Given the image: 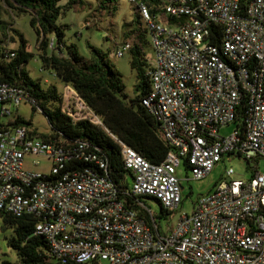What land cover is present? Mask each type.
<instances>
[{
	"label": "built area",
	"instance_id": "2783aa9c",
	"mask_svg": "<svg viewBox=\"0 0 264 264\" xmlns=\"http://www.w3.org/2000/svg\"><path fill=\"white\" fill-rule=\"evenodd\" d=\"M127 1L136 6L153 51L142 105L170 151L154 164L120 144L131 179L123 189L85 142L45 141L22 126L0 127V216L35 217V233L47 242L53 264H264V173L236 179L225 169L190 214L180 212L177 176L183 168L200 180L225 158H264V0H158L170 22L142 0ZM66 89L75 101L63 98L62 111L98 122ZM23 103L35 101L0 81V117ZM83 110L93 118H74ZM238 110L242 129L234 125ZM229 124L233 131L221 135ZM25 155L48 160L50 174L24 170Z\"/></svg>",
	"mask_w": 264,
	"mask_h": 264
},
{
	"label": "trees",
	"instance_id": "16d2710c",
	"mask_svg": "<svg viewBox=\"0 0 264 264\" xmlns=\"http://www.w3.org/2000/svg\"><path fill=\"white\" fill-rule=\"evenodd\" d=\"M150 7L151 14L160 13L162 21L173 19L165 16L158 0H142ZM120 0H0V81L25 89L35 101L32 110L38 108L46 117L52 130L49 134H38L45 141L61 140L62 144L85 142L91 152L108 164L106 176L118 188H125L129 176L121 162L120 144L135 150L147 161L160 163L170 151V146L160 136L159 123L144 108L142 99L150 91V80L146 76L147 53L150 46L147 29L137 8L132 5L133 17L122 32V45L128 44L129 67L134 72L135 94L127 98L122 76L109 61L108 52L87 44L89 57L84 58L73 44L64 41L67 25L58 24L66 11L88 9L86 27L96 28L105 19H113ZM9 12L13 16L29 15V26L36 36L38 58L41 69L47 70L64 87H69L89 108L98 122L88 119L74 120L62 111L63 95L54 84L43 87L40 79H31L24 65L33 57L26 49V40L12 24L3 19ZM213 32V28L211 30ZM12 33V34H10ZM217 42L220 35L216 33ZM18 39L15 50L7 48L9 42ZM14 57L8 59L10 53ZM240 110L234 125L242 129ZM29 121L15 118L5 126H22L28 130ZM250 175L256 172L257 159L245 160ZM77 167H88L83 162ZM97 170L96 167L93 166ZM100 174L102 171L98 170ZM126 183H125V182ZM125 198V197H123ZM128 201V199H127ZM129 202V201H128ZM4 228L11 229L8 245L15 251L17 263L53 264L44 238L35 233L37 219L31 215L20 217L0 216Z\"/></svg>",
	"mask_w": 264,
	"mask_h": 264
},
{
	"label": "rangeland",
	"instance_id": "374dc122",
	"mask_svg": "<svg viewBox=\"0 0 264 264\" xmlns=\"http://www.w3.org/2000/svg\"><path fill=\"white\" fill-rule=\"evenodd\" d=\"M88 11V9L66 11L64 15L59 18L58 24L67 25L68 27L64 35L66 45H75L78 54L84 58L89 57L87 44L101 51L108 52L109 61L122 76L125 95L127 98L133 97L135 94V77L134 72L129 67L130 54L128 51H122V32L125 30L126 24L129 23L133 17L132 5L127 0H120L117 13L113 19L109 20L106 18L105 21L98 23L96 28L86 27L87 24L85 20ZM3 19L12 24L11 28L17 29L22 34L23 38L26 40L27 51L33 54V57L24 65L30 78L40 79L43 87L54 84L57 90L62 93L63 98L74 100V94L69 89L64 88L63 84L55 78L52 73L41 69L40 60L37 56L38 43L36 42L34 31L29 26V15L25 13L19 16H13L7 12V14H3ZM14 40V43H8V49L15 50L17 48L18 39L14 37ZM117 51L122 52L121 57L116 55ZM145 52L147 53L148 59H153V51L150 46L145 48ZM11 110L12 113L10 116L0 117V124L6 125L18 117L24 121L30 122V125L27 127L28 131L36 138H40L38 134H49L52 132L46 117L38 108L35 107V110H32V105L29 103H23L16 108H11ZM83 116L93 118L91 113L87 110L78 111L74 118ZM93 120L96 122L95 118H93ZM232 131L233 124H229L220 128L219 133L221 135H227ZM35 161H37L38 164L34 165ZM22 166L26 171L40 173L45 176L49 175L51 171V163L44 157L25 155ZM227 168H232L234 172L232 177L236 179H247L250 175V170L246 169L245 160L238 157L225 158L222 162H219L206 177L200 180L192 179L190 173L185 172L183 168H178L177 176L181 180L183 197L180 212L190 214L193 208V202L198 196L211 192L223 179L224 171ZM256 170L260 173H264V158L257 159ZM186 177L189 180H186ZM126 182L128 186H130L131 179L129 176H127ZM147 204L153 212L159 214V207L155 202L147 201ZM177 217L178 212L173 215L169 224L173 225ZM165 221V219L161 218L160 225L162 228H165ZM11 235V229L4 228L0 219V264H16L18 261L15 251L8 245V240Z\"/></svg>",
	"mask_w": 264,
	"mask_h": 264
},
{
	"label": "crops",
	"instance_id": "0c3cea01",
	"mask_svg": "<svg viewBox=\"0 0 264 264\" xmlns=\"http://www.w3.org/2000/svg\"><path fill=\"white\" fill-rule=\"evenodd\" d=\"M64 88H66V87H64Z\"/></svg>",
	"mask_w": 264,
	"mask_h": 264
}]
</instances>
